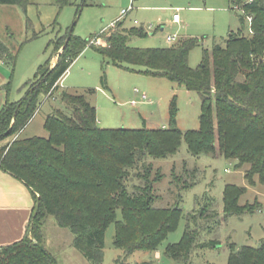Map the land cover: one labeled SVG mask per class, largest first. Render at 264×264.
I'll return each instance as SVG.
<instances>
[{"label": "trees", "instance_id": "16d2710c", "mask_svg": "<svg viewBox=\"0 0 264 264\" xmlns=\"http://www.w3.org/2000/svg\"><path fill=\"white\" fill-rule=\"evenodd\" d=\"M68 1L54 0L59 8ZM229 2L243 10L239 15L242 27L247 16L255 15L247 34L241 29L231 32L223 45L214 44L210 53L203 50L202 63L195 69L189 67L188 55L198 40L183 39L167 48L135 49L128 45L131 37L146 33L142 29L125 30L117 21L108 31L91 38L103 39L105 43L100 46L90 45L91 39L83 41L70 35L55 65L47 68V64L27 96L3 105L0 141L8 137L12 141L0 145V170L28 188L34 206L25 236L0 247V264H55L42 242V227L49 217L72 233L73 247L90 264L101 263L104 232L110 224L115 225L114 246L126 254L156 249L177 227L181 197L175 206L153 207L152 185L159 175L150 180L151 164L142 160L174 155L182 142L192 156H222L235 161L238 168L247 166L244 176L248 183L264 185V0ZM19 4L25 5L26 0H0V5ZM66 39L67 35L63 43L55 42L56 51ZM87 45L117 67L131 72L134 70L128 67H142L139 73L143 75L165 78L196 92L201 101L199 129L183 132L177 128L175 98L169 106L167 128L102 129L96 125L95 107L86 97L94 90L71 93L62 89L59 97L71 115H48L43 124L46 138H22L21 132L34 114L35 95L57 90L61 77ZM0 60L8 64L16 60V53L1 40ZM101 85L106 88L104 78ZM141 161L144 186L138 187L136 194H127L122 179ZM194 185L178 187V195ZM243 193L244 189L235 185L224 187L225 216L241 212L237 202ZM208 205L202 206L197 218H204V231L211 233L213 227H208V221L218 212L213 207L209 211ZM118 210L120 220L116 218ZM192 212L186 216L181 241L166 248V255L181 264H190L197 246L206 249L217 245L214 240L197 242L196 213ZM228 264H264V226L260 245L232 253Z\"/></svg>", "mask_w": 264, "mask_h": 264}, {"label": "rangeland", "instance_id": "374dc122", "mask_svg": "<svg viewBox=\"0 0 264 264\" xmlns=\"http://www.w3.org/2000/svg\"><path fill=\"white\" fill-rule=\"evenodd\" d=\"M126 9H130L129 13L118 20L120 12ZM175 14L179 17L177 23L172 21ZM239 15L241 13L229 0H69L61 8L54 0H26L25 5H0V40L16 53L13 64L0 60V110L6 102L23 100L47 64V68L55 65L62 53V48L55 50V42L63 43L69 31L72 37L86 41L108 31L118 20L125 30L142 29L146 33L131 37L128 45L135 49L167 48L183 39L198 40V45L188 55V65L195 69L202 63L203 50L210 53L214 44L223 45L231 32L241 29L244 35L247 34L249 25L245 21L242 27ZM249 16L255 17L254 14ZM169 36L175 37L171 43L166 41ZM96 40L105 43L99 38L90 41ZM128 69L134 71L115 66L111 59L87 45L61 77L57 90L35 95L34 114L20 136L46 138L48 134L43 124L48 115L56 112L71 115L59 97L62 89L71 93L93 89L94 92L86 97L95 107L96 125L102 129L167 128L173 98L177 128L183 132L199 129L201 101L196 92L165 78L143 75L139 73L142 67ZM101 78H104L106 88L102 87ZM134 89L146 93L148 102L131 105L130 100H138ZM11 141L12 137H8L0 141V145ZM142 161L145 165L151 164L150 180L159 175L152 185L153 207L175 206L181 197L178 204L182 214L177 227L156 249L126 254L114 246L115 225L110 224L104 232L100 264H181L166 255V248L181 241L186 216L191 211L196 213L193 221L197 223V242L214 240L217 245L206 249L197 246L190 256V264H228L232 253L245 246L256 248L260 245L264 226V215L260 212L264 208V185L248 183L244 176L247 166L238 168L235 161L222 156H192L184 142L174 155L162 159L145 157ZM142 161L136 162L122 179V188L127 194H136L138 187L144 186ZM191 182L196 185L178 195V187ZM226 185L244 189L237 202L240 213L225 216L222 197ZM206 203L209 211L215 208L218 212V217L208 221V227H213V231L209 230L211 233L204 231L207 227L204 218H197L198 211ZM116 218L121 219L119 210ZM216 221H219L218 228ZM42 235L44 249L54 258L55 264H90L73 247L72 233L60 228L54 218L45 220ZM30 239L33 240L31 235Z\"/></svg>", "mask_w": 264, "mask_h": 264}, {"label": "crops", "instance_id": "0c3cea01", "mask_svg": "<svg viewBox=\"0 0 264 264\" xmlns=\"http://www.w3.org/2000/svg\"><path fill=\"white\" fill-rule=\"evenodd\" d=\"M33 206L28 188L0 170V247L19 241L25 236Z\"/></svg>", "mask_w": 264, "mask_h": 264}, {"label": "built area", "instance_id": "2783aa9c", "mask_svg": "<svg viewBox=\"0 0 264 264\" xmlns=\"http://www.w3.org/2000/svg\"><path fill=\"white\" fill-rule=\"evenodd\" d=\"M252 0H248V2H251ZM234 9L236 10V11H238V12H240L241 14H243L244 12H243V10L242 9H240V8H238V7H234ZM129 11H130V9H126V10H122L121 12H120V16H119V18H118V20H120V19H122L123 17H125L128 13H129ZM117 20V21H118ZM179 21V17H178V15L177 14H175V15H173V22H178ZM246 21H247V23H248V25H250L251 24V21H252V18L250 17V16H247L246 17ZM137 22H134V24H136ZM175 40V37L173 36V37H167L166 38V41L168 42V43H171V42H173ZM91 44H95V45H101V42H100V40H96V41H92L91 42ZM134 95L138 98V100H136V99H134V100H132L131 102H130V104L131 105H136L137 103H139V102H147L148 101V97H147V95H146V93H144V92H141V91H139L138 89H135L134 90ZM263 215H264V208L263 209H261V211H260Z\"/></svg>", "mask_w": 264, "mask_h": 264}, {"label": "water", "instance_id": "95a60500", "mask_svg": "<svg viewBox=\"0 0 264 264\" xmlns=\"http://www.w3.org/2000/svg\"><path fill=\"white\" fill-rule=\"evenodd\" d=\"M69 37H70V31H69V33H68V35H67V39H66V41H65V43H64V45L62 46V49L66 46V44H67V42H68V39H69Z\"/></svg>", "mask_w": 264, "mask_h": 264}]
</instances>
